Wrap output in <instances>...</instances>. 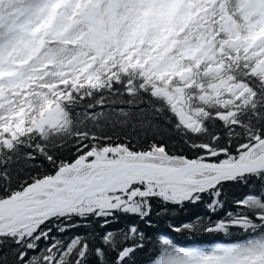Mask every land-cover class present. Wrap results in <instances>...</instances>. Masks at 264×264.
I'll return each mask as SVG.
<instances>
[{
  "label": "snow or ice",
  "instance_id": "6c2138e0",
  "mask_svg": "<svg viewBox=\"0 0 264 264\" xmlns=\"http://www.w3.org/2000/svg\"><path fill=\"white\" fill-rule=\"evenodd\" d=\"M0 264H264V0H0Z\"/></svg>",
  "mask_w": 264,
  "mask_h": 264
},
{
  "label": "trees",
  "instance_id": "16d2710c",
  "mask_svg": "<svg viewBox=\"0 0 264 264\" xmlns=\"http://www.w3.org/2000/svg\"><path fill=\"white\" fill-rule=\"evenodd\" d=\"M228 204L225 205V209L231 206L232 200L241 194V190L239 188H230L226 190ZM208 215L207 210L202 206L196 207H187L183 210L175 209L172 213L168 216L156 218L154 217V225L155 228L161 231H168L169 224H182L185 222H194L197 216L206 217ZM217 215H223V212L217 213ZM212 219H216V215L212 216ZM126 223V221L122 220L121 224ZM116 227V225H113ZM79 231H84L80 229ZM70 235V233H69ZM173 239L181 244L182 246H190L193 244H198L202 246H207L215 242H234L240 240L243 234L237 230H233L231 236H223V235H213V234H206L202 231H183L181 233H171ZM143 259V258H141Z\"/></svg>",
  "mask_w": 264,
  "mask_h": 264
}]
</instances>
